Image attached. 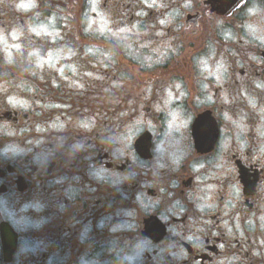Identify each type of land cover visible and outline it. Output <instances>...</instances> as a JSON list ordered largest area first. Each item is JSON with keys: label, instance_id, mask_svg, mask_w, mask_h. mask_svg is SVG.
I'll return each mask as SVG.
<instances>
[{"label": "flooded vegetation", "instance_id": "obj_1", "mask_svg": "<svg viewBox=\"0 0 264 264\" xmlns=\"http://www.w3.org/2000/svg\"><path fill=\"white\" fill-rule=\"evenodd\" d=\"M0 264H264V0H0Z\"/></svg>", "mask_w": 264, "mask_h": 264}, {"label": "clouds", "instance_id": "obj_2", "mask_svg": "<svg viewBox=\"0 0 264 264\" xmlns=\"http://www.w3.org/2000/svg\"><path fill=\"white\" fill-rule=\"evenodd\" d=\"M125 259L130 261L132 259V257L126 256Z\"/></svg>", "mask_w": 264, "mask_h": 264}]
</instances>
